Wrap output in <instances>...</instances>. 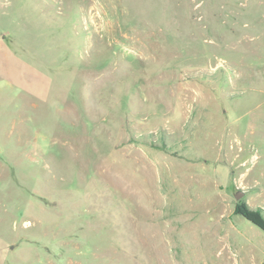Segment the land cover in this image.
Segmentation results:
<instances>
[{"label": "rangeland", "instance_id": "1", "mask_svg": "<svg viewBox=\"0 0 264 264\" xmlns=\"http://www.w3.org/2000/svg\"><path fill=\"white\" fill-rule=\"evenodd\" d=\"M0 264H264V0H0Z\"/></svg>", "mask_w": 264, "mask_h": 264}, {"label": "trees", "instance_id": "2", "mask_svg": "<svg viewBox=\"0 0 264 264\" xmlns=\"http://www.w3.org/2000/svg\"><path fill=\"white\" fill-rule=\"evenodd\" d=\"M253 221H254V223L257 221V220H255V219H252ZM257 224V223H256Z\"/></svg>", "mask_w": 264, "mask_h": 264}]
</instances>
